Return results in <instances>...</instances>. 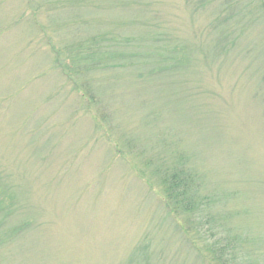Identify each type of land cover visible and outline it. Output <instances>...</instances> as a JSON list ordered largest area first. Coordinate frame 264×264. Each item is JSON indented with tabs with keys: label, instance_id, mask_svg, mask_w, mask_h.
I'll return each instance as SVG.
<instances>
[{
	"label": "rangeland",
	"instance_id": "1",
	"mask_svg": "<svg viewBox=\"0 0 264 264\" xmlns=\"http://www.w3.org/2000/svg\"><path fill=\"white\" fill-rule=\"evenodd\" d=\"M200 2L0 0V264H208L145 164L179 154L264 264V0ZM229 9L227 60L206 28Z\"/></svg>",
	"mask_w": 264,
	"mask_h": 264
},
{
	"label": "trees",
	"instance_id": "2",
	"mask_svg": "<svg viewBox=\"0 0 264 264\" xmlns=\"http://www.w3.org/2000/svg\"><path fill=\"white\" fill-rule=\"evenodd\" d=\"M226 1L227 5L230 4L231 6L234 0ZM205 2L210 6L207 0H202V2L198 4L203 6ZM229 10L231 14L228 13V11L223 12L219 10L212 19L210 26L206 28L213 37V43H215L213 45V50L217 53V56L227 58V60L231 54L230 48L235 49L232 41L234 40V34L238 30L235 28L237 26V18L240 17L238 13L236 14L233 13L231 9ZM224 28L229 29L231 40L230 48L229 46L227 47L229 33L226 35L227 31ZM157 43L159 44L160 42ZM237 44L238 41H236V45ZM234 49L233 53H238L237 49ZM144 56L147 57L145 52H143V54L138 52L133 55V60L136 58L139 60V58H143ZM165 59L166 57H160L161 62H164ZM144 60H150V58L147 57V59ZM176 64L169 66L164 62L161 63V66L157 67V70H159L158 72H164L169 67L175 68ZM84 70H87V68ZM61 74L67 81L68 78L66 73L61 71ZM262 79H264V77H262ZM77 94L82 97L80 91H77ZM83 98L88 102L91 100L89 97L83 96ZM184 157V155L179 154L175 162L169 164L166 163L165 158L155 156L145 163L146 166H153L154 175L161 188L158 192L156 191V194L167 210L169 218L184 237L182 238L185 243L200 253L199 255L204 260H207L208 264H247L245 259H243V253L239 250L238 239L232 237L230 232L224 227L225 221H223L222 218L226 217L225 209L222 208L220 211L214 212L216 205L222 200L220 197H223V192L216 191L213 192L214 194H203V182H201V177L193 173L192 170L186 169L185 166L187 161H185L186 157ZM4 197V191L0 189V214L6 215L12 213L10 211L12 205L10 204V200L5 204L3 202ZM2 225L3 223L0 220V229ZM22 232L23 226H19L10 228L4 233H6L9 238H14ZM198 240H205L207 242V258L202 255L201 249L197 244Z\"/></svg>",
	"mask_w": 264,
	"mask_h": 264
}]
</instances>
